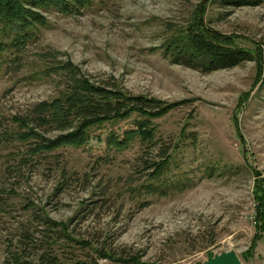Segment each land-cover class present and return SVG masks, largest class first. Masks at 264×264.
Returning a JSON list of instances; mask_svg holds the SVG:
<instances>
[{
  "label": "rangeland",
  "instance_id": "rangeland-1",
  "mask_svg": "<svg viewBox=\"0 0 264 264\" xmlns=\"http://www.w3.org/2000/svg\"><path fill=\"white\" fill-rule=\"evenodd\" d=\"M45 16L0 74V264H36L49 238L62 261L204 264L234 252L264 264V0H94ZM195 35L244 60L204 70ZM65 63L95 87L166 106L148 117L156 149L126 141L133 113L81 146L33 154L40 141H20L15 119L59 99ZM30 126L47 141L68 133Z\"/></svg>",
  "mask_w": 264,
  "mask_h": 264
},
{
  "label": "trees",
  "instance_id": "trees-1",
  "mask_svg": "<svg viewBox=\"0 0 264 264\" xmlns=\"http://www.w3.org/2000/svg\"><path fill=\"white\" fill-rule=\"evenodd\" d=\"M93 1L0 0V74L11 55L20 52L31 42L36 31L46 26L45 14L58 12L63 15H75L90 6ZM243 3H248V0H243ZM192 41L198 57L207 58V62L202 64V68L206 71L235 67L244 60L243 51L233 50L197 35ZM173 59L174 63L185 62L180 56ZM10 62L12 60L8 63ZM60 69L66 75V86L59 99L38 105L37 115L33 119L28 117L15 119L17 124L25 129L22 136H19L20 141L31 139L40 141L37 147L32 149L33 154H42L66 145L81 146L89 138V129L107 121L129 117L133 113L140 115L141 119L135 124V128L125 133L126 141L138 142L148 149H156L159 142L156 140L155 128L152 127L149 118L165 115L168 111L166 106H157L155 101L146 98L127 96L116 90L95 87L80 76L69 63H65ZM146 117H149L148 120ZM31 123L41 127L56 126L57 131L68 133L56 140L47 141L31 128ZM161 167L160 165L159 169ZM258 199L259 204L264 205V197L259 194ZM27 240L33 243L30 237H27ZM56 244V239L49 238L43 241V247L35 246L34 250L38 251L36 264H87L72 259L62 261L53 250L52 245ZM17 255L18 257L12 255L15 257L14 264H29L25 263L22 254Z\"/></svg>",
  "mask_w": 264,
  "mask_h": 264
},
{
  "label": "water",
  "instance_id": "water-1",
  "mask_svg": "<svg viewBox=\"0 0 264 264\" xmlns=\"http://www.w3.org/2000/svg\"><path fill=\"white\" fill-rule=\"evenodd\" d=\"M204 264H242L241 260L234 252L221 255L209 254L208 260Z\"/></svg>",
  "mask_w": 264,
  "mask_h": 264
}]
</instances>
